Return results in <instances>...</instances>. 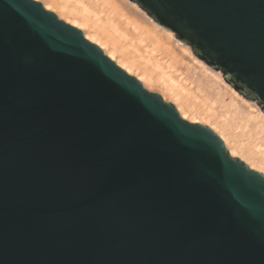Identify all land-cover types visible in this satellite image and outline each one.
Wrapping results in <instances>:
<instances>
[{"label":"water","instance_id":"obj_1","mask_svg":"<svg viewBox=\"0 0 264 264\" xmlns=\"http://www.w3.org/2000/svg\"><path fill=\"white\" fill-rule=\"evenodd\" d=\"M264 115V0H129ZM0 264H264V174L35 0H0Z\"/></svg>","mask_w":264,"mask_h":264},{"label":"rangeland","instance_id":"obj_2","mask_svg":"<svg viewBox=\"0 0 264 264\" xmlns=\"http://www.w3.org/2000/svg\"><path fill=\"white\" fill-rule=\"evenodd\" d=\"M35 1L50 6L47 10L67 24L77 21L84 37L93 36L91 43L105 55L111 53L115 64H124V71L129 68L128 74L146 90L173 104L180 116L185 113V120H198L210 128L233 151V157L264 174V168L255 166L247 153L264 151L260 126L264 115L256 103L240 96L220 72L197 59L189 46L154 23L136 4L129 0Z\"/></svg>","mask_w":264,"mask_h":264},{"label":"bare ground","instance_id":"obj_3","mask_svg":"<svg viewBox=\"0 0 264 264\" xmlns=\"http://www.w3.org/2000/svg\"><path fill=\"white\" fill-rule=\"evenodd\" d=\"M100 2V1H99ZM49 7L50 6H48V5H46L45 6V8L46 9H49ZM51 8V7H50ZM51 10V9H50ZM71 19V18H70ZM67 20V19H66ZM65 20V21H66ZM73 22H71V23H69V24H71L72 26H78V22L76 23L75 22V20H72ZM66 22H68V21H66ZM80 24V23H79ZM79 26H81V25H79ZM79 26L78 27H76V28H79ZM133 28V27H132ZM136 30V29H135ZM170 35H171V33H170ZM89 36V35H88ZM87 35H85V38H87V40H89L90 42H92V40L94 39H91L93 36H90V37H88ZM172 36V35H171ZM142 38V37H141ZM143 40V39H142ZM96 43H97V41H95ZM101 48H102V46L101 45H99ZM107 56L109 57V58H111L112 60H113V55L111 54V53H109V54H107ZM120 64V65H119ZM118 65L120 66V68H123V66H124V64H121V63H119ZM200 66V65H199ZM126 67V66H125ZM125 69V68H124ZM125 71L127 72V73H130V69L128 68V69H125ZM170 86V85H169ZM234 94L238 97V95L234 92ZM243 101V100H242ZM249 103V102H248ZM185 113L184 114H182L181 116H182V118H186L185 117ZM262 117V122L260 123V126L262 127V128H264V116H261ZM191 120V119H190ZM192 121V120H191ZM193 123H199V124H201L200 122H198V120L196 121V120H193L192 121ZM215 129V128H214ZM221 138H222V136H221ZM223 139V138H222ZM224 140V139H223ZM225 141V140H224ZM260 148V147H259ZM254 149V148H253ZM230 152V154L232 155V156H234V153H233V151H229ZM247 153H248V155L251 157V159L253 160V162H254V165L255 166H258V167H261V168H264V151H260L259 149H256V150H247ZM251 169H254V167L253 166H249Z\"/></svg>","mask_w":264,"mask_h":264}]
</instances>
